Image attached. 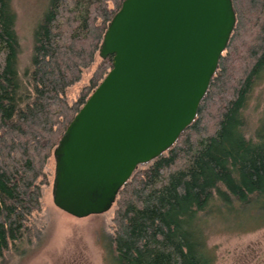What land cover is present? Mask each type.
I'll use <instances>...</instances> for the list:
<instances>
[{
    "label": "trees",
    "instance_id": "trees-1",
    "mask_svg": "<svg viewBox=\"0 0 264 264\" xmlns=\"http://www.w3.org/2000/svg\"><path fill=\"white\" fill-rule=\"evenodd\" d=\"M123 1L50 0L21 72L17 13L0 0V260L25 238L48 159L112 69V56L102 59L68 103ZM232 1L236 25L196 119L118 194L104 238L109 264H216L211 234L264 228V111L255 122L250 113L264 82V0Z\"/></svg>",
    "mask_w": 264,
    "mask_h": 264
},
{
    "label": "water",
    "instance_id": "water-1",
    "mask_svg": "<svg viewBox=\"0 0 264 264\" xmlns=\"http://www.w3.org/2000/svg\"><path fill=\"white\" fill-rule=\"evenodd\" d=\"M236 25L232 0H124L99 48L112 69L54 149L53 202L109 212L141 165L196 119Z\"/></svg>",
    "mask_w": 264,
    "mask_h": 264
},
{
    "label": "rangeland",
    "instance_id": "rangeland-1",
    "mask_svg": "<svg viewBox=\"0 0 264 264\" xmlns=\"http://www.w3.org/2000/svg\"><path fill=\"white\" fill-rule=\"evenodd\" d=\"M49 1L13 0L22 49L19 63L21 72L30 66L34 31L48 9ZM101 63L98 51L94 62L83 71L81 79L67 89L65 97L70 105L85 94ZM250 110L254 122L257 121L264 111V82L257 88ZM145 167L140 166L139 170ZM44 176L41 210L33 215L23 241L11 246L0 264H109L104 238L115 229L116 207L102 215L75 218L57 208L53 202V153L45 165ZM208 244L215 252L216 264H264V228L246 234L214 233L210 235Z\"/></svg>",
    "mask_w": 264,
    "mask_h": 264
}]
</instances>
